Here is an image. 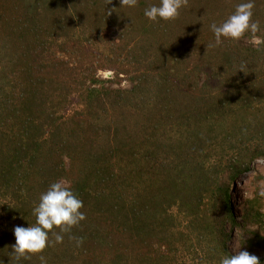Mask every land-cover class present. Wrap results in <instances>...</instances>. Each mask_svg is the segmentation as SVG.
I'll return each instance as SVG.
<instances>
[{"label":"trees","instance_id":"trees-1","mask_svg":"<svg viewBox=\"0 0 264 264\" xmlns=\"http://www.w3.org/2000/svg\"><path fill=\"white\" fill-rule=\"evenodd\" d=\"M197 1L153 22L144 11L159 0H0V264H41L16 260L13 230L35 224L41 194L61 180L83 200L70 234L84 244L65 234L47 264H217L233 232L264 251V175L241 222L231 197L264 160V0L255 43L215 47L210 25L241 0H199V12ZM110 27L140 35L117 79L102 80L86 44ZM194 37L205 53L187 56ZM123 74L131 89L113 86Z\"/></svg>","mask_w":264,"mask_h":264},{"label":"clouds","instance_id":"clouds-1","mask_svg":"<svg viewBox=\"0 0 264 264\" xmlns=\"http://www.w3.org/2000/svg\"><path fill=\"white\" fill-rule=\"evenodd\" d=\"M120 8L133 9L139 6L140 0H119ZM189 0H159L144 11L145 17L153 22H170L177 19L181 10L188 6ZM255 0H241L235 11L228 16L219 26L210 25V30L215 35V44L221 46L225 40L240 41L246 36H251L255 43L261 25L254 19ZM116 9H108L111 16ZM116 12V11H115ZM259 196L264 197V188L259 191ZM84 208L83 200L67 186L62 180L50 184L47 191L42 193L39 203L34 206L32 214L36 218L30 227L16 226L14 235L16 243L12 246V255L17 261L28 260L37 256L41 264H47L44 255L49 247L64 243L65 234L74 241L75 247H82L83 237H75L70 233L86 220V215L81 210ZM59 231H56V230ZM50 234L54 239L50 238ZM242 245L235 249V254L224 253L219 257L217 264H261L260 259L246 250H241Z\"/></svg>","mask_w":264,"mask_h":264},{"label":"rangeland","instance_id":"rangeland-1","mask_svg":"<svg viewBox=\"0 0 264 264\" xmlns=\"http://www.w3.org/2000/svg\"><path fill=\"white\" fill-rule=\"evenodd\" d=\"M211 1V0H208ZM215 1V0H214ZM213 3V2H212ZM217 3V2H216ZM216 3H213L216 5ZM203 3L201 1H197L195 3V11L199 12L202 9ZM218 7V6H217ZM196 19L199 17V14H196ZM200 18V17H199ZM115 28V29H114ZM116 27H110V29H106L105 31H101V33L98 32L97 28L96 31L94 29H90V34H92L90 39V44L87 43V49H89L90 55L89 57V63H93L95 66L101 65L103 68L98 70V77L102 80H111L115 78L118 68H121L120 64L121 61L119 59V55L121 52H123L122 59L126 57V48L125 46H128V48L132 49L137 44L138 36L140 33L136 30L131 31V37H128L124 35V30L118 29L116 30ZM193 40V43L189 45V49H186L187 56H195V53H197V50L200 49L201 53H205V44H203L201 47L197 46L198 38L195 37L193 39L187 40V47L188 42ZM195 45L194 49L192 50L193 46ZM90 46V47H89ZM197 47V48H196ZM183 48H180V50ZM125 50V51H124ZM120 62V63H119ZM88 63V62H87ZM115 66L116 71H115ZM120 81L117 83H120L119 85L114 84L113 86L118 88V86H121V88L125 89H131L133 84L129 82V78L127 75L123 74L120 77ZM263 174L264 175V160H259L255 162L252 165V172L250 174H246L243 178L239 179L238 182L232 184L231 187V197H232V205L233 210L235 212V215L237 219L241 222L242 220V205L244 204V201L246 198L251 197V179L255 174ZM264 186V183H262ZM254 231L258 230V227L252 228ZM264 234V233H263ZM240 236L238 232H233L232 239L230 242V248L233 254H235V249L238 250V248L241 246V243L239 242ZM247 239V238H245ZM241 250H246L250 254H253L257 256L258 258L264 257V251L263 250H249L248 248H244L242 246Z\"/></svg>","mask_w":264,"mask_h":264}]
</instances>
